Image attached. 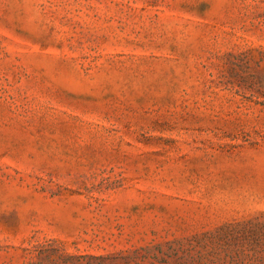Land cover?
<instances>
[{
	"label": "rangeland",
	"instance_id": "obj_1",
	"mask_svg": "<svg viewBox=\"0 0 264 264\" xmlns=\"http://www.w3.org/2000/svg\"><path fill=\"white\" fill-rule=\"evenodd\" d=\"M0 264H264V0H0Z\"/></svg>",
	"mask_w": 264,
	"mask_h": 264
}]
</instances>
